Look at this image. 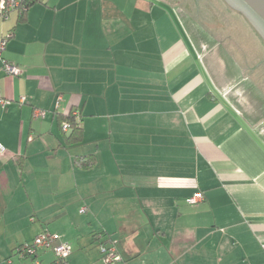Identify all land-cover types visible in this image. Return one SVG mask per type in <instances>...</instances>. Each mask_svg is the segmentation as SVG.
Masks as SVG:
<instances>
[{
  "label": "crops",
  "instance_id": "obj_1",
  "mask_svg": "<svg viewBox=\"0 0 264 264\" xmlns=\"http://www.w3.org/2000/svg\"><path fill=\"white\" fill-rule=\"evenodd\" d=\"M20 17L0 19L23 71L0 60V264H61L18 253L45 231L69 264H264V42L242 12L34 0ZM74 110L76 144L61 120ZM112 241L121 260L101 251Z\"/></svg>",
  "mask_w": 264,
  "mask_h": 264
},
{
  "label": "built area",
  "instance_id": "obj_2",
  "mask_svg": "<svg viewBox=\"0 0 264 264\" xmlns=\"http://www.w3.org/2000/svg\"><path fill=\"white\" fill-rule=\"evenodd\" d=\"M28 1L29 0H0V19H7L12 12L19 10L21 7L25 9L26 8L25 4ZM6 41H7V37H5L0 42V60L2 62L1 70L4 72L5 75L20 76L23 73L22 69L18 65L13 64L9 62L7 59L3 58V50L5 48ZM61 98L62 97H60V99ZM19 101L20 104H23L25 103L26 98L21 97ZM0 103L3 106H6L7 103H9V101L3 98L1 91H0ZM45 115L46 112L44 110L41 109L36 110V116L43 117ZM71 115L76 118H79L78 110L72 111ZM69 128H70V124L68 122L63 123V129L65 131L69 130ZM5 152H6L5 146L2 143H0V156L5 154ZM204 198H205L204 194L199 191L188 199V203L195 205L203 201ZM85 211L86 208H83L82 212ZM46 249L53 250L58 257V260L63 264H69L67 261V258L70 254L69 246L62 242L59 234L52 233L49 231H45L39 234L32 243L22 245L18 249V253L24 257H34L36 256L38 251L46 250ZM101 251L105 256L106 260L108 261L113 262V261L121 260L122 258L117 251L115 241H112L110 243H102ZM34 263L41 264V262L37 259L34 260Z\"/></svg>",
  "mask_w": 264,
  "mask_h": 264
},
{
  "label": "water",
  "instance_id": "obj_3",
  "mask_svg": "<svg viewBox=\"0 0 264 264\" xmlns=\"http://www.w3.org/2000/svg\"><path fill=\"white\" fill-rule=\"evenodd\" d=\"M225 2L232 9L242 12L264 42V0H225Z\"/></svg>",
  "mask_w": 264,
  "mask_h": 264
},
{
  "label": "trees",
  "instance_id": "obj_4",
  "mask_svg": "<svg viewBox=\"0 0 264 264\" xmlns=\"http://www.w3.org/2000/svg\"><path fill=\"white\" fill-rule=\"evenodd\" d=\"M33 2H34V0H29L25 4L26 5L25 9H23V7H21L18 10L20 13V16H21L20 19L25 16L28 8L32 5ZM61 120H62V123L68 122L70 124L69 135H68V138H69L68 142L69 143L76 144V143H79L80 141L83 140L84 132H83V128L81 126V122L78 118L72 116L70 113L67 116L61 117ZM62 126H63V124H62ZM77 160L82 166L92 167L95 165L97 158H96V156L92 155L89 157H80ZM61 264H63V263H61Z\"/></svg>",
  "mask_w": 264,
  "mask_h": 264
},
{
  "label": "rangeland",
  "instance_id": "obj_5",
  "mask_svg": "<svg viewBox=\"0 0 264 264\" xmlns=\"http://www.w3.org/2000/svg\"><path fill=\"white\" fill-rule=\"evenodd\" d=\"M119 1H122V3H124V5L127 7V4H128V0H119ZM53 251V250H52ZM31 262V260H30Z\"/></svg>",
  "mask_w": 264,
  "mask_h": 264
},
{
  "label": "flooded vegetation",
  "instance_id": "obj_6",
  "mask_svg": "<svg viewBox=\"0 0 264 264\" xmlns=\"http://www.w3.org/2000/svg\"><path fill=\"white\" fill-rule=\"evenodd\" d=\"M236 3V2H235Z\"/></svg>",
  "mask_w": 264,
  "mask_h": 264
}]
</instances>
